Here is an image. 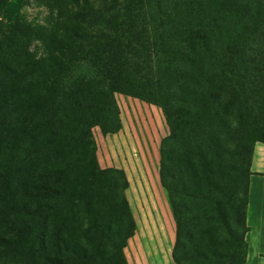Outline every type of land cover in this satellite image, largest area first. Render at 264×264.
<instances>
[{
	"label": "trees",
	"instance_id": "16d2710c",
	"mask_svg": "<svg viewBox=\"0 0 264 264\" xmlns=\"http://www.w3.org/2000/svg\"><path fill=\"white\" fill-rule=\"evenodd\" d=\"M74 1L48 31L24 0H0V264H128V180L98 164L92 134L120 127L118 92L166 118L174 262L245 264L264 0Z\"/></svg>",
	"mask_w": 264,
	"mask_h": 264
},
{
	"label": "rangeland",
	"instance_id": "374dc122",
	"mask_svg": "<svg viewBox=\"0 0 264 264\" xmlns=\"http://www.w3.org/2000/svg\"><path fill=\"white\" fill-rule=\"evenodd\" d=\"M95 5L94 0H90ZM23 15L28 23L66 26V15L78 6L74 0H24ZM92 28L90 29V32ZM39 47V48H37ZM30 49L45 52L40 41ZM120 127L105 132L94 126L98 164L121 169L128 180L126 196L136 230L124 249L128 264H176L173 247L176 223L160 178L161 144L169 128L156 102L125 92L115 94Z\"/></svg>",
	"mask_w": 264,
	"mask_h": 264
},
{
	"label": "crops",
	"instance_id": "0c3cea01",
	"mask_svg": "<svg viewBox=\"0 0 264 264\" xmlns=\"http://www.w3.org/2000/svg\"><path fill=\"white\" fill-rule=\"evenodd\" d=\"M250 170L245 264H264V142L255 143Z\"/></svg>",
	"mask_w": 264,
	"mask_h": 264
}]
</instances>
